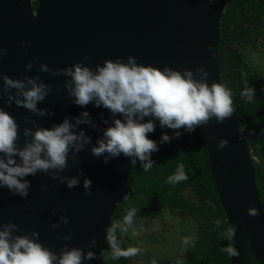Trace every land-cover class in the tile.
I'll return each mask as SVG.
<instances>
[{"label": "water", "instance_id": "obj_1", "mask_svg": "<svg viewBox=\"0 0 264 264\" xmlns=\"http://www.w3.org/2000/svg\"><path fill=\"white\" fill-rule=\"evenodd\" d=\"M230 1L37 0L34 10L32 0H0V48L7 49L0 54V109L17 124L15 146L22 150L32 142L31 133L37 128H51L65 118L75 125V133L83 131L90 138L80 150L70 146L63 169L37 170L25 176L30 181L26 197L0 187V230L12 223L17 227L10 229L11 238L27 236L57 256L79 248L81 264H104L116 206L135 194L128 182L132 157L121 153L105 163L107 152L100 157L92 154L104 130L124 117L92 102L84 106L73 103L66 87L71 77L65 69L79 62L95 71L106 60L121 58L127 63L132 56L137 64L161 70L167 67L182 75L190 71L196 81L222 84L220 22ZM4 76L25 83L33 79L47 86V95L37 102V112L16 104L22 96L5 84ZM83 111L88 112L89 122L77 124ZM150 119L159 121L144 116L142 122ZM198 127L226 221L234 230L231 244L239 255L230 257V264H264V217L253 168V161L258 160L234 112L222 121L210 117ZM25 129L30 130L28 135ZM222 140L227 143L220 147ZM0 158H5L3 153ZM14 159L21 162L18 155ZM65 178H76L78 184L69 188ZM86 178L91 179L87 190ZM251 207L258 210L257 215L249 214ZM66 236L69 238L64 239ZM93 238L95 246H91ZM89 251L95 257L84 259Z\"/></svg>", "mask_w": 264, "mask_h": 264}, {"label": "clouds", "instance_id": "obj_2", "mask_svg": "<svg viewBox=\"0 0 264 264\" xmlns=\"http://www.w3.org/2000/svg\"><path fill=\"white\" fill-rule=\"evenodd\" d=\"M6 53L7 49L0 48V54ZM84 59H87V55ZM27 67H31V64ZM65 72L71 77V83L66 87L73 98V103L84 106L92 102L96 107H106L112 113H121L124 117L123 120L115 119L112 125L104 130L103 138L97 140V146L92 148V154L96 157L105 152L109 154L104 159L105 163L123 153L132 157L130 161L132 165L139 160L143 171L147 172L152 168L156 162L151 159V153L158 151V144L147 134L154 131L155 124L151 119L142 122L144 116L158 119L162 128L167 126L171 129H180L183 126L191 132L195 129L194 126L206 123L210 117L214 116L218 121H222L233 113L232 93L222 84L214 82L208 85L206 80L196 81L190 71H185L182 75L179 71L167 67L161 70L152 65L137 64L132 56L128 57L127 63L122 62L121 58L115 61L106 60L103 66L97 65L95 71L87 66H81L78 62L65 69ZM203 75L207 77L208 73L203 72ZM3 79L8 87L19 90L18 97L22 96V99H16L17 105L33 112L38 111L37 102L43 100L48 92L46 85L37 84L33 79L27 80L26 83L9 79L7 76ZM240 96L245 103L254 101L255 88L248 86L245 81ZM39 114L44 115V110H39ZM88 117V112L83 111L80 117L76 118V123H88ZM74 128L75 125L70 123L68 118L51 128H37L31 133L32 142L21 150L15 146L17 124L14 118L0 109V153L5 157L0 158V187L6 186L11 194L26 197L30 181L23 179L25 176L34 175L37 170L63 169L70 146L80 150L84 143L90 141L83 131L77 134L72 130ZM29 132V129H25V135ZM180 134L176 131L173 136L179 137ZM170 139L167 133H162L160 143L170 142ZM226 143V140H222L220 147ZM15 155L20 157V163H16ZM187 179L184 165L180 163L175 172L167 177L166 182L176 184ZM77 184L76 178L67 179L69 188ZM90 185L91 179L86 178L85 189L87 190ZM136 213L137 209H129L122 217L123 225L131 226ZM249 214L257 215L258 210L251 207ZM16 227L15 224L9 223L0 230V264H53V262L81 264V249L64 250L57 256L27 236L11 238L10 229ZM127 231L128 227L121 228V232ZM233 231L229 229L225 238L230 239ZM33 235L37 233L34 232ZM184 242L187 243V239ZM107 243L113 259L135 255L140 251L136 247L121 248V241L114 230H109ZM91 246H95V238ZM220 251L231 257L239 255L231 243L221 247ZM94 257L95 253L89 251L83 258L90 260Z\"/></svg>", "mask_w": 264, "mask_h": 264}, {"label": "trees", "instance_id": "obj_3", "mask_svg": "<svg viewBox=\"0 0 264 264\" xmlns=\"http://www.w3.org/2000/svg\"><path fill=\"white\" fill-rule=\"evenodd\" d=\"M36 4L37 0L33 3L34 10ZM254 52L258 56L257 61L264 57V0H231L226 4L220 22L219 74L223 86L232 93L234 115L258 160L253 161V168L264 217V75L259 65L251 63L249 55ZM245 81L256 91V98L249 103L240 96ZM154 124V131L147 135L158 144V151L151 153V159L156 163L147 172L143 171L139 160L133 165L128 182L135 194L118 202L110 230L115 231L121 248L129 240L134 244V236H138L140 231L137 224H143L147 229L145 235L140 233L141 236L156 237L158 225L155 219L164 216L165 211L166 216H177V223L181 220L187 224L185 228H194L196 235L185 244L182 256H177L176 251L170 258L169 255L155 258L151 254L148 264H230L231 256L220 251L221 247L231 243V238H225L230 228L215 189L198 125L188 132L183 126L180 129L162 128L157 120ZM176 131L181 133L179 137L173 136ZM162 133L169 135L170 142L160 143ZM180 163H183L188 179L176 184L167 183V177ZM186 189L192 192L193 200L186 198ZM131 208L137 209L133 217L137 221L135 227L121 232L122 227H127L123 225L122 217ZM179 230L185 233L183 229ZM130 234L133 238L128 237ZM126 257L113 259L110 247L103 253L104 264H128ZM130 263L136 264L133 260Z\"/></svg>", "mask_w": 264, "mask_h": 264}, {"label": "rangeland", "instance_id": "obj_4", "mask_svg": "<svg viewBox=\"0 0 264 264\" xmlns=\"http://www.w3.org/2000/svg\"><path fill=\"white\" fill-rule=\"evenodd\" d=\"M249 58L251 60L252 65L258 66L260 69V72L264 75V57H259V61L263 62L262 64H259V61L256 59L258 58L257 54L254 52L253 54L249 55ZM263 60V61H262ZM184 194L186 198H190L193 200V195L190 189L184 190ZM163 211L164 216H159L155 219V223L158 225L155 233L156 237H146L141 236L140 233H143L145 235V232L147 229L144 228L143 224H137V228L140 230L137 232V235L134 236V244H132V241L129 240V242H126L123 248L127 249L128 247H136L140 249L142 252H146L148 255L153 254V256L156 258L162 257H173V253L176 251L178 254L177 256H182L185 253V239H187V242L195 237L196 230L191 227L185 228L187 224L183 223V221H179L177 223L178 217L175 215H168ZM133 224L131 226H127L128 229L133 230L135 227V222H137L135 219H133ZM194 224L193 220H191ZM140 223L141 221L138 220ZM154 222V221H153ZM191 226V223H190ZM195 227V226H194ZM185 231V233H181L182 230ZM123 236L125 237V233H123ZM129 238H133V236L130 234L128 236ZM125 239V238H124ZM123 239V241H124ZM139 251V252H140ZM139 252H137L135 255L127 256L126 261H128V264H132L130 262L135 261L136 264H146L145 259L139 260Z\"/></svg>", "mask_w": 264, "mask_h": 264}, {"label": "flooded vegetation", "instance_id": "obj_5", "mask_svg": "<svg viewBox=\"0 0 264 264\" xmlns=\"http://www.w3.org/2000/svg\"><path fill=\"white\" fill-rule=\"evenodd\" d=\"M35 1H36V0H32V4H33ZM139 255H140L139 260L141 261L142 259H145L146 264H148V258H151V257H152L151 255H148L146 252H142V251L139 252Z\"/></svg>", "mask_w": 264, "mask_h": 264}]
</instances>
